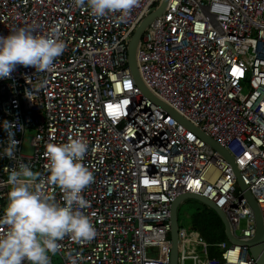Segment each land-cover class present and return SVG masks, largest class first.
I'll return each mask as SVG.
<instances>
[{"label": "built area", "instance_id": "1", "mask_svg": "<svg viewBox=\"0 0 264 264\" xmlns=\"http://www.w3.org/2000/svg\"><path fill=\"white\" fill-rule=\"evenodd\" d=\"M161 2L137 0L126 15L96 17L73 0H0V35L24 28L65 43L48 70L18 65L0 78V122H11L0 127V211L21 164L63 205L47 182L45 146L88 141L82 162L93 181L79 210L96 236H65L51 264H171L172 207L188 192L225 212L235 241L209 243L194 226L179 225L176 263L257 264L248 245L257 217L238 176L264 223V0H168L135 49L141 80L158 103L138 85L128 55L134 32ZM165 105L226 148L235 165ZM31 130L35 149L25 154ZM13 135L18 143L8 156Z\"/></svg>", "mask_w": 264, "mask_h": 264}, {"label": "clouds", "instance_id": "2", "mask_svg": "<svg viewBox=\"0 0 264 264\" xmlns=\"http://www.w3.org/2000/svg\"><path fill=\"white\" fill-rule=\"evenodd\" d=\"M136 2L73 0L75 7L86 8L96 17L112 12L126 15ZM64 48L62 40L24 28L0 35V78L9 77L18 65L48 70ZM9 126V121L0 122L5 131ZM14 137L7 138L4 151L8 156L14 154L18 143ZM87 151L88 141L83 136L45 146L47 182L59 188L63 205L56 202L54 195L41 190L36 183L40 174L27 165L21 164L11 172V187L0 211V226L6 229L0 234V264H51L49 254L57 253L58 242L65 236L76 242L90 241L96 236L89 217L79 210L88 204L82 191L93 181L92 171L82 162Z\"/></svg>", "mask_w": 264, "mask_h": 264}, {"label": "water", "instance_id": "3", "mask_svg": "<svg viewBox=\"0 0 264 264\" xmlns=\"http://www.w3.org/2000/svg\"><path fill=\"white\" fill-rule=\"evenodd\" d=\"M168 0H162L160 6L153 11L152 13H150L142 22L141 24L138 26V28L136 29V31L134 32L131 40H130V44H129V55H128V62H129V66L131 68V71L138 83V85L141 87V89H143V91L150 97L152 98L154 101L156 102H160L159 99H157L144 85V83L141 80V77L139 75V72L136 68V64H135V49H136V45L138 43V40L140 39L141 35L143 34V31L146 29V27L148 26V24L153 20V18L157 15H159L162 10L164 9V7L166 6ZM166 106V105H165ZM166 109L172 113L175 117H177L181 122H183L184 124H186L187 126H189L190 128H192L193 130H195L196 132H198L205 140H207L214 148L218 149L220 152H222L231 162L232 164L235 165L234 163V158L232 157V155L230 154V152L222 147L217 141H215L212 137H210L208 134H206L203 131H200L198 128L193 127L190 123H188L179 113H177L175 110H173L172 108L166 106ZM239 178V184L241 186V188L244 190L245 195L249 201V203L251 204V206L253 207L255 213H256V217H257V231L255 236L250 239L248 241V245L250 246V250L252 252V254L256 257L257 259V264H263L264 263V241H263V235H264V223H263V217L261 214V210L256 202V199L254 198L253 194L251 193V191L247 188L246 184L244 183V181L241 179L240 176H238ZM186 197H196L200 200H202L205 204L209 205L211 208H213L218 215L221 217V219L224 222L225 225V233L226 236L232 240L235 241V238L232 234L231 231V226H230V222L225 214V212L218 207L212 200H210L209 198L202 196L200 194L197 193H185L180 195L179 197H177V199L174 201L173 203V207H172V240H173V251H172V260H171V264H177V249H178V244H177V236H178V221H177V208H178V204L179 202ZM258 247L261 248V251L259 254H256L253 251V247Z\"/></svg>", "mask_w": 264, "mask_h": 264}, {"label": "rangeland", "instance_id": "4", "mask_svg": "<svg viewBox=\"0 0 264 264\" xmlns=\"http://www.w3.org/2000/svg\"><path fill=\"white\" fill-rule=\"evenodd\" d=\"M159 2L155 4L157 6ZM144 32V31H143ZM248 84H244V92L248 90ZM36 143V135L31 130L25 134L23 143H22V152L25 154H33ZM214 209L209 205L205 204L202 200L196 197H186L183 198L177 208V221L178 226L181 225L187 229V231H191L194 226V218L200 216L201 214H207L212 212ZM253 251L256 254H259L261 248L253 247ZM264 264V263H263Z\"/></svg>", "mask_w": 264, "mask_h": 264}, {"label": "trees", "instance_id": "5", "mask_svg": "<svg viewBox=\"0 0 264 264\" xmlns=\"http://www.w3.org/2000/svg\"><path fill=\"white\" fill-rule=\"evenodd\" d=\"M194 227L209 243H217L226 239L225 225L218 213L213 210L194 218ZM216 248H212L216 254Z\"/></svg>", "mask_w": 264, "mask_h": 264}]
</instances>
